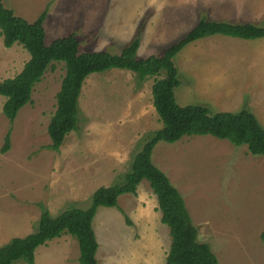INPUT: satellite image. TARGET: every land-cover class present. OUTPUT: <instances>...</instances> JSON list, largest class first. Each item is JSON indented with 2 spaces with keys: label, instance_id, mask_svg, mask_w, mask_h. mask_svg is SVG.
I'll return each mask as SVG.
<instances>
[{
  "label": "rangeland",
  "instance_id": "1",
  "mask_svg": "<svg viewBox=\"0 0 264 264\" xmlns=\"http://www.w3.org/2000/svg\"><path fill=\"white\" fill-rule=\"evenodd\" d=\"M33 23L46 9V43L75 34L80 52L119 54L140 38L137 56H160L205 17L209 21L264 27V0H3ZM30 60L20 44L0 37V82L15 77ZM180 106L203 105L213 113L247 108L264 127V38L222 35L198 40L175 58ZM36 85L32 102L11 123L0 95V248L34 233L45 210L52 218L69 209L87 210L101 187L121 184L134 156L162 123L153 105L155 78L140 82L131 71L93 74L80 97L77 131L59 151L48 133L66 74L54 64ZM10 133L11 148L2 153ZM153 163L185 200L201 243L219 264H264V156L213 136L160 142ZM119 207L98 209L93 222L99 264H167L170 230L161 222L148 181ZM130 222V224H129ZM70 235L36 252V264H80ZM17 264H26L19 262Z\"/></svg>",
  "mask_w": 264,
  "mask_h": 264
},
{
  "label": "trees",
  "instance_id": "2",
  "mask_svg": "<svg viewBox=\"0 0 264 264\" xmlns=\"http://www.w3.org/2000/svg\"><path fill=\"white\" fill-rule=\"evenodd\" d=\"M46 9L33 23L15 15L0 0V37L6 48L20 44L30 54L23 70L13 78L0 82V95L7 100L3 114L13 123L22 108L32 102V95L47 71L54 64L64 63L66 74L57 94V109L48 126L52 144L59 151L69 134L79 128L80 97L86 80L93 74L113 69L131 71L140 82L155 78L153 105L162 123L144 143L131 163L121 184L99 188L87 210L69 209L52 218L45 210L38 229L25 237L13 238L0 248V264H36V252L49 242L70 235L79 245L80 264H99V242L93 222L101 207L117 208L124 195H137L139 186L148 181L158 199L161 222L170 230L171 246L167 264H219L208 243L199 240V229L187 209L180 192L169 177L152 161L155 147L160 142L174 144L185 136H213L227 140L236 147L247 146L250 154L264 156V127L256 115L246 107L238 112L213 113L203 105L180 106L175 90L180 87L175 58L189 44L198 40L222 35L242 40L264 38V27L246 23L209 21L200 19L197 26L180 40L165 49L160 56L140 59L137 54L140 38L122 48L119 54L110 51L80 52L75 34L46 43ZM2 153L11 148L10 133L5 138ZM130 224V222H129ZM264 240V232L262 233Z\"/></svg>",
  "mask_w": 264,
  "mask_h": 264
},
{
  "label": "crops",
  "instance_id": "3",
  "mask_svg": "<svg viewBox=\"0 0 264 264\" xmlns=\"http://www.w3.org/2000/svg\"><path fill=\"white\" fill-rule=\"evenodd\" d=\"M231 23V22H230ZM234 24H243V23H234ZM91 52V51H90ZM93 52V51H92ZM96 52H99V51H96ZM257 116V115H256ZM97 237V236H96Z\"/></svg>",
  "mask_w": 264,
  "mask_h": 264
}]
</instances>
